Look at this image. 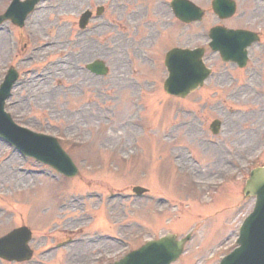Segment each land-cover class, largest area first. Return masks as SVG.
Segmentation results:
<instances>
[{"label":"rangeland","instance_id":"rangeland-1","mask_svg":"<svg viewBox=\"0 0 264 264\" xmlns=\"http://www.w3.org/2000/svg\"><path fill=\"white\" fill-rule=\"evenodd\" d=\"M191 1L206 13L202 21L184 27L172 14L169 22L161 0H76L74 7L68 0H51L54 8L39 11L34 41L25 50L58 40L56 50L22 52V58L32 60L20 66L31 69L30 75H45L48 69L53 73L45 86L15 90L14 103L22 101L16 107L23 117L18 121L58 137L79 172L57 181L45 174L28 175L22 169L45 167L0 142V236L26 225L34 249L30 261L0 264H95L166 232L177 237L192 232L173 264H217L235 245L237 227L253 206V198L242 192L245 178L250 166L264 165V48H253L247 68L233 72L235 82L222 74L232 65L209 57L207 63L220 73L187 99L164 92L163 58L174 46L200 45L205 30L219 22L250 25L264 36V1L236 0L240 15L229 21L216 19L210 0ZM5 5L0 0V11ZM98 5L103 13L89 24L96 29L90 43L100 52L83 58L76 53L86 43L72 47L70 39L79 14L86 8L94 12ZM8 46L6 35H0V80L11 61L21 60L13 58ZM75 48L79 51L71 52ZM96 59L106 64V75L84 69ZM70 61L76 70L67 69ZM240 82L247 86L238 88ZM214 118L223 121L218 146L209 142ZM183 120L186 126L173 128ZM248 133L249 144L243 138ZM227 156L234 157L231 167L223 158ZM229 169L225 183H217ZM136 185L148 192L133 194ZM158 197L169 202H158ZM73 237L83 240L48 251L50 244Z\"/></svg>","mask_w":264,"mask_h":264},{"label":"water","instance_id":"water-1","mask_svg":"<svg viewBox=\"0 0 264 264\" xmlns=\"http://www.w3.org/2000/svg\"><path fill=\"white\" fill-rule=\"evenodd\" d=\"M219 2H221L220 5L225 8V12L230 10L227 14L233 11L232 2L230 3L225 0ZM174 6L177 10H180L182 6L186 12L183 17L187 19L191 20L200 17V11L187 0H175ZM4 18L5 15L0 16V20ZM224 32L226 35L218 34V36L221 37L225 47L236 54L240 53V47H238L239 43H241L242 47L249 44L250 39L246 38L244 33L237 32V34H231L229 31ZM231 39L234 41H231ZM200 57L201 52L200 55L195 52H184L181 54L171 53L169 58H167L170 75L165 82V89L168 92L185 95L186 92L197 85V82H201L203 76L196 78L198 76L197 72L203 67ZM181 59L182 62L178 61ZM184 61H186V63ZM97 66L100 67L99 71L103 73L106 72L102 63ZM191 74L196 76L192 80L193 85L189 83L187 84L188 88H182V86L175 84V80L179 77L185 81ZM4 97V95H0V133H7L9 136L3 135L17 145L22 151L52 164L60 171L65 172V169L69 165L68 167L72 171L69 172L68 175L74 174V166L54 140L43 139V137L38 135H29L21 130H16L15 134L12 132L9 116L2 111V100ZM244 193L246 195L253 194L257 196L255 209L242 226L241 234L238 239L239 246L232 253L227 255L220 264H264V169L256 168L252 171L251 177L247 181V185L244 189ZM18 234L19 231L13 232L0 242L6 244L8 241H14ZM184 241L185 240L175 241L173 235H168L160 240L147 242L140 249L130 252L114 264H169L181 253ZM0 247L3 248V250L8 248V246H3L2 244H0Z\"/></svg>","mask_w":264,"mask_h":264},{"label":"flooded vegetation","instance_id":"flooded-vegetation-1","mask_svg":"<svg viewBox=\"0 0 264 264\" xmlns=\"http://www.w3.org/2000/svg\"><path fill=\"white\" fill-rule=\"evenodd\" d=\"M35 21L36 20H34V19L29 20L22 27L14 26L11 22H8V25L12 26V30H14L13 33L15 34V37L17 38V42L16 41L14 42V45L17 48L16 52H25V51L26 52H38V51L43 50L42 48H37L36 46L32 47L31 49L25 50L28 47V41H34V37H33L34 30H33V27H34ZM77 35L74 33V35H73L74 38H72V45L73 46L74 45L75 46H81L82 43H86V45L83 44L84 46H82V51H84V48L91 42L90 33L89 32H78ZM56 44H57V42L53 40L48 45H50L53 49L56 50V47L54 46ZM44 51L45 50H43V52ZM9 52H11V51H9ZM82 54H84V52H80L79 56L81 57ZM15 110H16V108H15ZM16 113L17 114L20 113V110L18 109V112H16ZM169 135L170 134H168L166 137H169Z\"/></svg>","mask_w":264,"mask_h":264},{"label":"bare ground","instance_id":"bare-ground-1","mask_svg":"<svg viewBox=\"0 0 264 264\" xmlns=\"http://www.w3.org/2000/svg\"><path fill=\"white\" fill-rule=\"evenodd\" d=\"M67 3H70V7H74V5L75 4H77V2H76V0H68V2ZM258 5H260V6H262L261 4H259L258 3ZM41 12V11H40ZM98 47V46H97ZM97 47H95L93 44H91V43H89L85 48H84V51H82V52H85V54H82V56L81 57H86V56H88V55H91L92 54V52L93 53H96V52H100L99 50H98V48ZM99 47H101L100 46V44H99ZM0 49H1V47H0ZM1 52V51H0ZM66 67H67V69L69 70V71H73L74 69H75V67H74V65L71 63V61L66 65ZM66 67H64V66H60L59 67V69L61 70V71H63V68L64 69H66ZM76 70V69H75ZM76 73H81V72H79V71H75ZM44 83V82H43ZM42 85H44V84H41L40 86H42ZM40 86H37V87H40ZM45 86V85H44ZM36 87V88H37ZM261 118V117H260ZM246 136H248V137H251L252 136V133H249V134H247Z\"/></svg>","mask_w":264,"mask_h":264}]
</instances>
